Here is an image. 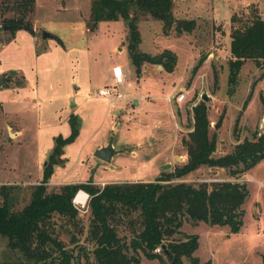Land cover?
I'll return each instance as SVG.
<instances>
[{"label":"rangeland","instance_id":"obj_1","mask_svg":"<svg viewBox=\"0 0 264 264\" xmlns=\"http://www.w3.org/2000/svg\"><path fill=\"white\" fill-rule=\"evenodd\" d=\"M89 11L90 0H35L34 13L28 17L32 34L0 32V79L4 78L0 85V185L19 189L13 196L15 210L28 202L31 188L49 167L54 139L70 136L71 116L78 132L63 148L61 162L52 167L49 191L86 181L102 188L175 175L187 160L182 139L192 128V107L203 102L204 94L210 133L217 135L215 157L232 152L244 140L254 142L264 136V62L246 61L236 83L228 82L231 33L257 18L264 21V0H172L175 20L195 21L191 33L172 29L165 34L161 22L136 9L139 51L151 57L165 50L173 52L177 61L171 73L160 65L144 63L137 74L127 52L130 21L101 22L88 31ZM0 17L17 14L0 5ZM43 32L50 36L43 40ZM201 57L204 63L194 72ZM112 63L128 67L123 90L129 99L115 110L96 99V91L109 83L104 70ZM12 71L17 75H10ZM182 92L186 97L177 102ZM110 143L117 152L109 163L93 157L96 149ZM166 164L170 167L163 169ZM225 181L247 186L239 232L232 234L226 226L202 222H185L181 232L198 236L195 256L201 262L262 264L264 159L236 177L226 169L200 167L176 180L195 186ZM75 206L80 211V242L84 243L87 204ZM117 231L120 237H130L123 225ZM61 239L66 242L65 237ZM4 245L0 238V254ZM140 264L160 263L142 257Z\"/></svg>","mask_w":264,"mask_h":264},{"label":"trees","instance_id":"obj_2","mask_svg":"<svg viewBox=\"0 0 264 264\" xmlns=\"http://www.w3.org/2000/svg\"><path fill=\"white\" fill-rule=\"evenodd\" d=\"M0 5L17 14L4 20L0 17V32L7 31L12 36L19 30L33 33L28 17L34 13L35 0H0ZM136 9L161 22L165 34L172 29L191 33L196 28L194 20L174 19L172 0H90L87 29L94 31L101 22L130 21L127 52L137 74L144 63L160 65L171 73L177 61L173 52L165 50L151 57L139 51L141 37L134 15ZM230 54L228 82L234 85L246 61L264 62V21L257 18L243 29L233 30ZM204 60L199 59L194 72ZM250 96L251 93L243 109ZM240 116L241 113L235 128ZM192 121L191 131L182 139L187 160L176 169L175 175H161L153 182L107 184L102 188L86 181L49 191L52 167L61 162L63 148L78 132L76 119L71 116L70 136L54 139L50 165L44 168L40 183L31 188L29 200L21 209L13 208L14 191L19 189L0 185V238L5 241L0 264H140L142 257L160 264H210L195 256L198 236L182 233V225L202 222L226 226L230 233H238L243 225L242 205L248 197L247 186L229 181L195 186L176 180L200 167L226 169L231 177L245 173L264 159V136L254 142L244 140L232 152L215 157L217 135L210 133L203 102L192 107ZM79 191L88 195L89 222L84 243L80 242L83 234L80 211L73 202ZM118 225L128 229V239L118 235Z\"/></svg>","mask_w":264,"mask_h":264},{"label":"built area","instance_id":"obj_3","mask_svg":"<svg viewBox=\"0 0 264 264\" xmlns=\"http://www.w3.org/2000/svg\"><path fill=\"white\" fill-rule=\"evenodd\" d=\"M111 75L112 78L110 82L96 91V99H100L105 102L110 110H115L120 108L122 104L129 99V96L123 90L126 82V76L122 66L114 64L111 67ZM185 97L186 93H179L176 97V101L182 102Z\"/></svg>","mask_w":264,"mask_h":264},{"label":"water","instance_id":"obj_4","mask_svg":"<svg viewBox=\"0 0 264 264\" xmlns=\"http://www.w3.org/2000/svg\"><path fill=\"white\" fill-rule=\"evenodd\" d=\"M126 22H128V21H126ZM49 36H50V34H48L47 32H43V34H42L43 40L48 38ZM158 67L161 68L160 66H158ZM10 75H17V73L12 71L10 73ZM3 80H4V78L0 79V85L3 82ZM201 99H202L203 102H207L208 101V97L205 94L202 95ZM262 128H264V121L262 123ZM9 136L13 137L14 135L10 133ZM115 152H117V151L114 150V148L112 146V143H110L107 146H104V147H101L99 149H96L94 151V153H93V157L96 158V159H99V160H101L103 162L109 163L111 161V158L115 154ZM169 167H170V165L166 164V165L163 166V169H167ZM161 249H165V246H162Z\"/></svg>","mask_w":264,"mask_h":264},{"label":"crops","instance_id":"obj_5","mask_svg":"<svg viewBox=\"0 0 264 264\" xmlns=\"http://www.w3.org/2000/svg\"><path fill=\"white\" fill-rule=\"evenodd\" d=\"M114 64H118V63H112V64H110L109 66H107L106 68H105V70H104V72H105V74H106V78H107V80H109V82H110V80H111V78H112V75H111V67L114 65ZM119 65H121V64H119ZM122 66V68H123V71H124V73H125V71H128V67L127 66H125V65H121ZM126 76V75H125ZM107 85V84H106ZM105 86V85H104ZM93 90V89H92ZM85 193V192H84ZM77 195V194H76ZM87 195V194H86ZM87 199H88V195H87ZM87 199H86V201H87ZM86 201H85V203L84 204H77V203H75V204H77V205H79V206H84L85 204H86Z\"/></svg>","mask_w":264,"mask_h":264},{"label":"bare ground","instance_id":"obj_6","mask_svg":"<svg viewBox=\"0 0 264 264\" xmlns=\"http://www.w3.org/2000/svg\"><path fill=\"white\" fill-rule=\"evenodd\" d=\"M86 199H87V195H86V193H84V192H79L78 194H77V197H76V202L75 203H79V204H82V203H84L85 201H86Z\"/></svg>","mask_w":264,"mask_h":264}]
</instances>
